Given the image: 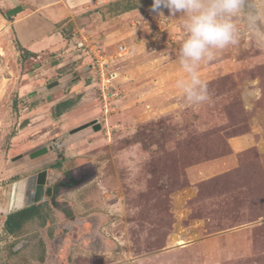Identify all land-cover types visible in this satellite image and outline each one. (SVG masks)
<instances>
[{
  "label": "rangeland",
  "instance_id": "1",
  "mask_svg": "<svg viewBox=\"0 0 264 264\" xmlns=\"http://www.w3.org/2000/svg\"><path fill=\"white\" fill-rule=\"evenodd\" d=\"M113 1L88 0L63 22L78 56L50 72L0 23V264H264V49L244 34L202 64L210 100L192 105L175 86L180 20L158 17L153 0L113 14ZM40 144L52 148L24 154ZM43 169L48 219L7 234L13 182Z\"/></svg>",
  "mask_w": 264,
  "mask_h": 264
},
{
  "label": "clouds",
  "instance_id": "2",
  "mask_svg": "<svg viewBox=\"0 0 264 264\" xmlns=\"http://www.w3.org/2000/svg\"><path fill=\"white\" fill-rule=\"evenodd\" d=\"M164 9L181 22L183 39L177 60L184 76L175 86L189 104L210 100L208 85L199 72L202 64L238 46L244 34L264 49V0H153L151 11L158 17Z\"/></svg>",
  "mask_w": 264,
  "mask_h": 264
},
{
  "label": "crops",
  "instance_id": "3",
  "mask_svg": "<svg viewBox=\"0 0 264 264\" xmlns=\"http://www.w3.org/2000/svg\"><path fill=\"white\" fill-rule=\"evenodd\" d=\"M86 1L88 0H0V23L4 24V31L10 30L14 36L19 52H28L24 56L35 62V72H50L77 58L78 54L68 59L72 54L70 42L64 39L61 25L73 20L81 10L79 6ZM59 86L63 87L65 83ZM59 90L60 87L48 90L46 95ZM62 97L64 94L59 98ZM57 102L59 101L54 104Z\"/></svg>",
  "mask_w": 264,
  "mask_h": 264
},
{
  "label": "trees",
  "instance_id": "4",
  "mask_svg": "<svg viewBox=\"0 0 264 264\" xmlns=\"http://www.w3.org/2000/svg\"><path fill=\"white\" fill-rule=\"evenodd\" d=\"M135 7L136 5L133 0H115L108 5L109 11L113 14L125 12L134 9ZM17 48L19 49L18 45ZM27 54L28 52H26V55ZM73 104L74 100L71 98L57 102L52 107L53 115L55 117L59 116L65 109L69 108ZM48 166L53 168L59 167L60 162L56 160L54 163ZM224 177H226L225 174L213 176L207 181L203 182L202 185L217 183L220 179H224ZM48 209L49 208L46 205L45 201H38L18 210L9 212L5 216L3 229L7 234L17 236L23 231L25 224L29 223L30 221L37 220L39 221V224L43 225L48 219ZM9 252L13 253L11 250ZM40 260H42V257H40Z\"/></svg>",
  "mask_w": 264,
  "mask_h": 264
},
{
  "label": "water",
  "instance_id": "5",
  "mask_svg": "<svg viewBox=\"0 0 264 264\" xmlns=\"http://www.w3.org/2000/svg\"><path fill=\"white\" fill-rule=\"evenodd\" d=\"M0 76L9 77L5 67H0ZM58 81L53 80L47 83L46 88H51L57 85ZM51 146H46L45 144H40L35 146L24 154H27L30 158L37 157L46 153ZM23 154H19L14 158H19ZM46 170L43 169L37 173H32L26 177L18 179L12 184L11 199L9 204V212L18 210L22 207L28 206L32 203L41 201L44 197L45 183H46ZM25 243V240L20 241L15 245L14 249L19 248Z\"/></svg>",
  "mask_w": 264,
  "mask_h": 264
},
{
  "label": "built area",
  "instance_id": "6",
  "mask_svg": "<svg viewBox=\"0 0 264 264\" xmlns=\"http://www.w3.org/2000/svg\"><path fill=\"white\" fill-rule=\"evenodd\" d=\"M122 50V47L119 46V53L121 52ZM105 57L104 56H101L100 55V51H98L97 53H95L94 55V70L96 72H98L99 74V79H100V82L103 86L105 87H108L109 83L111 82L112 78L114 77V73H110L108 75H106V72H104V68H103V63L105 62ZM96 66V68H95ZM107 93V92H106ZM102 98H103V101H104V104H106V97H105V93H102ZM105 107V105H104Z\"/></svg>",
  "mask_w": 264,
  "mask_h": 264
}]
</instances>
